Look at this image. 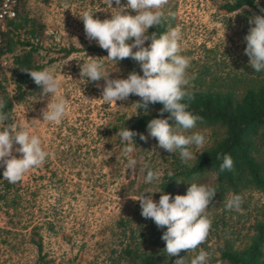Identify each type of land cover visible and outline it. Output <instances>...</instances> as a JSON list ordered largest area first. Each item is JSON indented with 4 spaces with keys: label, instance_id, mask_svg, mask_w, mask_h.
Masks as SVG:
<instances>
[{
    "label": "rangeland",
    "instance_id": "obj_1",
    "mask_svg": "<svg viewBox=\"0 0 264 264\" xmlns=\"http://www.w3.org/2000/svg\"><path fill=\"white\" fill-rule=\"evenodd\" d=\"M223 1L168 0L163 8L166 31L177 26L181 29L179 54L190 58L185 89L193 86L203 68L210 74L203 77L200 88L225 90L230 86L240 91L246 82L235 83V79H264V70L257 74L244 54V37L252 26L251 9L225 12L220 7ZM126 3L121 0L122 5ZM22 4L21 10L40 26L39 48L32 52V61L40 67L38 71L49 69L56 76L59 94L65 96L68 104L59 123L43 120L42 110L55 97L43 95L39 86L35 95L14 103L5 121V126L27 124L26 130L40 138L49 155L42 165L30 169L16 183L3 178L4 167L0 165V264H128L118 258L127 243L129 247L135 243L139 249L155 253V264H174L184 256L190 261L201 249L210 254L208 264H227L219 258V250L225 245L239 248L247 243L250 224L261 216L264 220V193L243 189L238 193L228 191L222 199L214 197L206 209L211 220L209 234L194 252L182 250L178 256H168L165 244L158 249L159 241L154 243L155 237L149 233L152 219L141 216L135 198L144 193L158 202L162 193L185 195L191 183L212 186L214 181L210 174L195 175L185 182L176 181L170 193L157 188L161 175L145 183L148 169L162 174L166 161L179 152L169 153L158 146L155 138L143 134L147 141L135 136L134 153L125 154L126 145L115 134L129 126L138 112L132 104L139 97L130 95L125 101L106 103L101 98L103 79L91 82L80 76V67L87 57L102 58L99 62L104 72H109V79H126L130 73L124 60L115 65L105 58V50L88 48L99 46L86 38L79 18L87 10L94 19H110L115 3L113 8L108 0H22ZM133 42L134 39L128 41ZM69 46L73 50L62 55L59 49ZM129 60L140 70L136 61ZM2 77L5 92L11 95L14 85L10 71ZM196 132L205 137V147L213 134H221V129L194 127L184 134ZM17 147L13 145L14 156L21 155L15 151ZM203 148L192 145L190 151L195 155ZM130 158L136 160L134 170L127 168ZM232 194L241 196L240 210L225 207Z\"/></svg>",
    "mask_w": 264,
    "mask_h": 264
},
{
    "label": "clouds",
    "instance_id": "obj_2",
    "mask_svg": "<svg viewBox=\"0 0 264 264\" xmlns=\"http://www.w3.org/2000/svg\"><path fill=\"white\" fill-rule=\"evenodd\" d=\"M116 7L113 8L112 4ZM258 5V0H255ZM168 0H127L126 5L121 0H108L110 7L115 9L110 19L100 20L93 18V13L85 10L79 17L84 24L86 38L95 41L97 45L107 52L106 59L113 61L115 65L120 61L131 58L139 64L142 75L135 71L128 74L126 79H109V72H104L102 58L87 57L80 67V76L91 82L103 79L104 85L101 98L106 103L125 101L130 95L140 98L133 103L136 111L143 109L147 114L150 104L160 103L163 108L159 116L169 113L167 119L154 118L147 124L150 137L158 141V146L169 153L179 152L181 162L187 163L195 159L190 151V146L203 148L205 137L199 133L185 135L184 132L193 129L197 121L202 120L198 115L188 111V104L181 101L187 97L192 98L185 91L188 84L186 69L189 67L190 58L180 55L182 33L177 26L169 28L163 34H146L148 29L161 26L165 19L163 12ZM246 7V6H245ZM67 9V8H66ZM131 10L135 15L129 14ZM264 13V8H260ZM247 35L244 37L246 47L244 54L249 57V65L255 72L264 70V16L253 14L249 18ZM134 39L129 44L128 41ZM150 41L147 46L145 42ZM135 49V51H133ZM34 81L42 88V94H52L55 99L48 103L42 110V119L48 122L59 123L65 116L68 100L59 94L60 82L49 70L41 71L25 69ZM100 87L99 84L96 85ZM5 103L0 101V165L4 167L3 178L9 183L19 182L26 172L34 167L42 165L49 153L42 147L40 138L35 134H29L27 124L13 126L8 121V114L3 111ZM130 118V117H129ZM169 120L173 121L172 124ZM139 135L140 140L147 141V137L135 131L123 127L115 136L126 146L125 154L134 153L136 146L133 138ZM19 145L15 149L20 153V158L14 156L13 145ZM221 159V155H217ZM136 160L130 158L127 168L134 170ZM233 168V160L230 155L223 154V163L220 164L221 172ZM161 174L151 169L147 170L145 183H151ZM169 176L173 173L169 172ZM185 195L161 194L158 202H154L151 195L144 193L138 195L135 201L139 202L141 216L152 219L157 228H166L161 239L165 242V252L168 256H178L183 250L186 253L194 252L207 238L211 220L206 215V209L214 198L215 189L204 184L191 183ZM242 198L232 194L225 207L229 210H240ZM210 254L203 249L189 260L186 257L176 259L174 264H208Z\"/></svg>",
    "mask_w": 264,
    "mask_h": 264
},
{
    "label": "trees",
    "instance_id": "obj_3",
    "mask_svg": "<svg viewBox=\"0 0 264 264\" xmlns=\"http://www.w3.org/2000/svg\"><path fill=\"white\" fill-rule=\"evenodd\" d=\"M22 0H19L17 16L10 22L11 29L4 35V51L11 55L12 69L10 79L14 85V92L8 95L1 82L3 74L0 73V101L5 103L3 111L10 116L14 103L22 102L27 96L35 95L38 91L33 79L25 72V69L39 70V66L32 61L31 54L39 48L40 26H37L35 19L30 17L22 9ZM251 9L255 15H262L260 8H264V0H224L220 5L225 12L234 11L242 7ZM166 20L161 26H154L148 29L147 34L157 33V36L166 32ZM248 32H246L247 35ZM150 43V41H148ZM17 46L20 50L17 52ZM96 52H102L100 47L89 46ZM62 55L73 50L71 46L59 49ZM127 69L142 75L140 70L133 67L129 58L124 59ZM257 73V72H256ZM258 72L257 74H260ZM207 68H203L194 78L191 88L185 89L192 97L190 100L185 97L182 103L188 104V111L198 115L202 120L197 121L195 127H219L221 134H213L214 138L210 144L195 154V159L182 163L180 155L172 154L170 161H166L162 174L158 180L157 188L165 193H170L176 181L185 182L195 175L210 174L214 184L208 186L215 189L214 197L222 199L224 193L230 191L238 193L243 189H252L264 193V79L238 78L246 83L240 91L228 86L225 90L210 87L200 88L203 77L209 75ZM136 99L135 102L139 101ZM163 105L160 103L150 104L147 114L143 109L138 110L131 120L128 130L139 134H148L147 124L151 119H167L169 113L165 112L159 116ZM7 122V121H6ZM172 124L173 121L169 120ZM217 136V137H216ZM221 159H217V155ZM223 154H228L233 160L231 171L219 170L223 163ZM173 175L169 176L168 173ZM213 224V223H212ZM222 223L221 225H223ZM216 225V222L213 224ZM150 237L154 235V243L159 241L158 249L165 244L161 236L166 228H157L153 220L148 223ZM251 234L247 243L239 248H232L225 245L219 250V258L227 264H264V220L254 219L250 224ZM141 234L142 230L138 229ZM130 243L123 246L118 256L128 264H155L158 256L153 252L141 250L137 245L129 247ZM160 259V258H159ZM171 264V263H168Z\"/></svg>",
    "mask_w": 264,
    "mask_h": 264
},
{
    "label": "built area",
    "instance_id": "obj_4",
    "mask_svg": "<svg viewBox=\"0 0 264 264\" xmlns=\"http://www.w3.org/2000/svg\"><path fill=\"white\" fill-rule=\"evenodd\" d=\"M18 8L19 0H0V73L2 74L12 69L11 55L3 48L4 35L11 29L10 22L16 18ZM15 156L20 158L19 154Z\"/></svg>",
    "mask_w": 264,
    "mask_h": 264
}]
</instances>
